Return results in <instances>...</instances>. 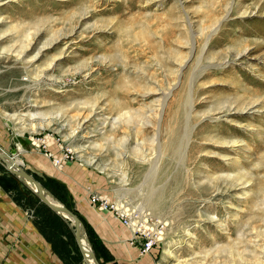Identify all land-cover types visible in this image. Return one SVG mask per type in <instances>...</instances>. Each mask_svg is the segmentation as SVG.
<instances>
[{
	"label": "rangeland",
	"instance_id": "1",
	"mask_svg": "<svg viewBox=\"0 0 264 264\" xmlns=\"http://www.w3.org/2000/svg\"><path fill=\"white\" fill-rule=\"evenodd\" d=\"M0 149L100 264H264V0H0ZM0 186L87 264L1 161Z\"/></svg>",
	"mask_w": 264,
	"mask_h": 264
},
{
	"label": "crops",
	"instance_id": "2",
	"mask_svg": "<svg viewBox=\"0 0 264 264\" xmlns=\"http://www.w3.org/2000/svg\"><path fill=\"white\" fill-rule=\"evenodd\" d=\"M0 264H67L31 216L1 186Z\"/></svg>",
	"mask_w": 264,
	"mask_h": 264
},
{
	"label": "water",
	"instance_id": "3",
	"mask_svg": "<svg viewBox=\"0 0 264 264\" xmlns=\"http://www.w3.org/2000/svg\"><path fill=\"white\" fill-rule=\"evenodd\" d=\"M0 161L4 164V167L6 171L8 172V174L16 176L20 180L25 179L26 181L32 183L35 188V192H34L35 195L50 210H52L53 212L57 214L64 213V215L70 219L73 225V237L82 255L83 260H84V256L87 255L90 258V260L93 262V264H100L99 260L93 253L86 237L84 238L87 244L86 248L80 242L81 241L80 228L82 229V227H81V224H80V221L77 215L73 212V210L65 207L62 204L58 205V204H55L49 201L46 198V196L43 194L40 183L33 177V175L27 172L26 170H23L21 167H19L18 164L15 161H13V159L1 149H0Z\"/></svg>",
	"mask_w": 264,
	"mask_h": 264
},
{
	"label": "bare ground",
	"instance_id": "4",
	"mask_svg": "<svg viewBox=\"0 0 264 264\" xmlns=\"http://www.w3.org/2000/svg\"><path fill=\"white\" fill-rule=\"evenodd\" d=\"M245 51V50H244ZM244 51H242V52H244ZM240 54V53H239ZM243 54V53H242ZM12 159H13V161H15L17 164L19 163V161L18 160H15L14 159V157L11 155L10 156ZM21 180H23V179H21ZM25 180V179H24ZM28 182V181H27ZM29 183V185L31 186V188L33 189V191L35 192V188H34V186H33V184L32 183H30V182H28ZM42 192H43V194L46 196V198L49 200V201H51L52 203H55V204H58V205H60V203L58 202V201H56L53 197H51L43 188H42ZM114 209L115 210H118L119 212H121L120 214L122 215L123 214V211H125V212H127L130 208L129 207H127L125 204H121L119 201H117L116 202V205L114 206ZM61 216H63L64 218H67V219H69L68 217H66L65 215H64V213H61L60 214ZM139 218H140V221H137L136 223H139V229H136V225L134 226V229L133 230H141V229H143L144 231L145 230H149L150 231V233H151V235L153 234V233H156L157 235V238L158 239H161L162 237H161V231H158L157 230V232H154V229H152V228H150V226H148V225H146V222L145 221H147V220H144V218H143V215L142 214H139ZM70 220V219H69ZM71 222V221H70ZM80 238H81V243H82V245L86 248L87 247V244H86V242H85V240H84V238H85V236H84V233H83V230L80 228ZM84 258H85V262L87 263V264H93V262L90 260V258L87 256V255H85L84 256Z\"/></svg>",
	"mask_w": 264,
	"mask_h": 264
},
{
	"label": "built area",
	"instance_id": "5",
	"mask_svg": "<svg viewBox=\"0 0 264 264\" xmlns=\"http://www.w3.org/2000/svg\"><path fill=\"white\" fill-rule=\"evenodd\" d=\"M95 200V197L94 196H92L91 198H90V201L91 202H93ZM105 203V202H104ZM106 204V203H105ZM112 207H113V205H112ZM117 211V210H116ZM131 211L132 210H128L127 212H125V211H123V214L122 215H119L118 213V216L125 222V223H127V224H129L130 225V223H131V221H132V219L130 218L131 216H133L132 214H131ZM135 216H137V215H135ZM134 216V217H135ZM136 219H137V217H136ZM144 220H147L146 218L144 219ZM146 223H147V221H145ZM137 224H139V223H136L135 225H136V229H139V225H137ZM161 224H159V225H155L156 227H157V229L156 230H158L159 228H161L162 226H160ZM134 230L133 232H139L140 231V233L141 232H144V230L143 229H141V230ZM143 230V231H142ZM147 231V230H146ZM158 231H160V230H158ZM149 230H148V232L146 233V236H147V238H146V241H145V244H144V249L146 250V249H148L149 247H150V245L152 244V241L153 240H156V238L157 237H155L154 238V236L156 235L155 233H153L152 235H150L149 234Z\"/></svg>",
	"mask_w": 264,
	"mask_h": 264
},
{
	"label": "trees",
	"instance_id": "6",
	"mask_svg": "<svg viewBox=\"0 0 264 264\" xmlns=\"http://www.w3.org/2000/svg\"><path fill=\"white\" fill-rule=\"evenodd\" d=\"M74 212V211H73Z\"/></svg>",
	"mask_w": 264,
	"mask_h": 264
}]
</instances>
